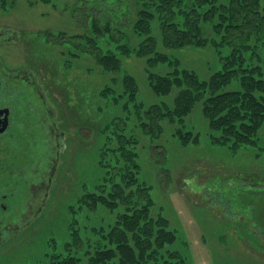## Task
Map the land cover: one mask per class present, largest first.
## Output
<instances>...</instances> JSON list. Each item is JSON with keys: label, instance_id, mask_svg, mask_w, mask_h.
Segmentation results:
<instances>
[{"label": "trees", "instance_id": "trees-1", "mask_svg": "<svg viewBox=\"0 0 264 264\" xmlns=\"http://www.w3.org/2000/svg\"><path fill=\"white\" fill-rule=\"evenodd\" d=\"M134 1L133 18L121 11L122 0H97L93 11L107 6L102 15L79 9L77 21L84 27L92 20V31L70 37L72 49L63 58L69 69L73 60L93 56L96 69L110 77L97 90L93 109L95 118L106 110V120L86 126L101 136L103 175L68 205L66 234L50 243L54 264L78 263L75 249L84 250L88 264H186L183 254L171 250L178 236L154 201L152 186L141 178V151L147 145L156 151L165 133L181 147L198 145L200 134L187 122L197 105L210 144L237 151L264 141V0ZM209 43L220 66L208 78L181 68L161 50ZM132 55L145 60L148 84L158 98L150 104L123 70ZM160 65L169 69L154 72ZM234 78L237 86L228 90Z\"/></svg>", "mask_w": 264, "mask_h": 264}, {"label": "rangeland", "instance_id": "rangeland-1", "mask_svg": "<svg viewBox=\"0 0 264 264\" xmlns=\"http://www.w3.org/2000/svg\"><path fill=\"white\" fill-rule=\"evenodd\" d=\"M88 1L93 3L0 0V30L11 33L9 41L0 45V58L8 69H24L34 75L65 133L60 165L55 166L50 189L45 188L49 189L46 208L21 235L0 248V264H54L57 258L50 243L52 239L60 242L66 234L68 205L103 175L98 164L101 136L86 126L92 125L89 121L104 119L106 110L96 119L93 109L99 104L97 90L110 75L96 69L93 56L73 60L69 69L63 60L72 49L70 37L92 31V20L84 27L77 21L78 10L83 9L84 14L87 9L92 15L106 10L107 6L100 5L98 14L93 7L99 2ZM134 2L122 0L121 11L131 12V18L137 9ZM59 35L64 37L60 41ZM161 50L200 78H208L220 66L210 43L202 48ZM145 67L144 58L135 55L123 62L124 72L138 83L139 98L150 104L158 98L148 84ZM164 68L165 72L169 69L160 65L153 71ZM236 80L230 82L228 90L237 86ZM187 122L200 134L198 145L181 147L165 133L163 141L159 140L164 145L156 151L147 145L140 153L141 178L152 186L154 201L178 236L171 250L183 254L186 264H264V141L237 151L210 144L199 105ZM23 168L26 173L27 166ZM71 253L80 258L76 264L89 263L82 257L83 249Z\"/></svg>", "mask_w": 264, "mask_h": 264}, {"label": "flooded vegetation", "instance_id": "flooded-vegetation-1", "mask_svg": "<svg viewBox=\"0 0 264 264\" xmlns=\"http://www.w3.org/2000/svg\"><path fill=\"white\" fill-rule=\"evenodd\" d=\"M10 34L0 30V45ZM50 106L32 73L10 70L0 58V248L46 208L65 151V133Z\"/></svg>", "mask_w": 264, "mask_h": 264}]
</instances>
